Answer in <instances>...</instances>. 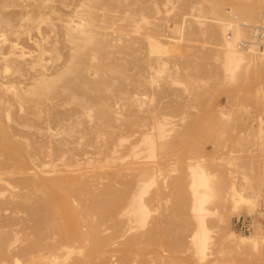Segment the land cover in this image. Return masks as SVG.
I'll list each match as a JSON object with an SVG mask.
<instances>
[{
	"label": "bare ground",
	"instance_id": "bare-ground-1",
	"mask_svg": "<svg viewBox=\"0 0 264 264\" xmlns=\"http://www.w3.org/2000/svg\"><path fill=\"white\" fill-rule=\"evenodd\" d=\"M157 1L0 0V264H109V239L124 238L133 223L145 225L144 199L155 179L133 178L131 33L136 12L149 23L146 14ZM260 1L178 0L175 15L189 20L193 12L200 26L193 34L208 40L204 45L210 43L207 51L224 80L234 84L229 98L236 101L242 92L264 114V51L238 46L250 40L243 24L261 19ZM166 27L153 25L145 33L151 51L169 49ZM257 119L244 136L264 156V119ZM157 126L161 146L165 123ZM156 143L146 135L141 144L153 154ZM201 163L190 166L188 184L193 254L200 263L210 252V264L225 256L260 264L264 225L254 221L249 234H238L213 204L224 200L232 211L255 215L264 190L243 175L215 181ZM122 241L127 259L133 246L128 236Z\"/></svg>",
	"mask_w": 264,
	"mask_h": 264
},
{
	"label": "rangeland",
	"instance_id": "rangeland-1",
	"mask_svg": "<svg viewBox=\"0 0 264 264\" xmlns=\"http://www.w3.org/2000/svg\"><path fill=\"white\" fill-rule=\"evenodd\" d=\"M12 1L19 0H7L8 4ZM157 2L158 7H149L150 11L146 14L149 23L139 19L137 14L139 12H136L131 33L135 51L131 68L132 101L129 106L135 124L132 141L136 148L132 161L135 167L133 174L136 175H133V178L153 177L155 183L144 199L149 209L145 225L139 226L133 223L134 227L125 234L132 243L130 246H133L130 252L126 249L127 259L131 258L124 259L125 250L121 251L124 249L121 243L125 237L109 239L112 246L111 249L109 245L105 248L106 250L109 247L106 255L109 264H210L211 262L208 263L207 260L210 261L214 254L209 252L208 259L200 263L189 244L195 229L190 213L192 203L188 187L190 166L202 162L204 168L215 176L216 179L213 178L215 181L222 179L223 182L228 180L229 183L232 177L240 180L243 179V175L255 185L258 183L257 185L264 190V181H260L261 174L264 173V159H262L264 156H261L259 147L254 145L249 137L247 139L244 136L247 133V125L257 126L259 122L257 118L261 116L264 119L262 116L264 114H259L255 105L245 94L244 97L242 92L240 96L243 97H239L240 100L230 99L232 97L229 95L234 84L224 80L222 70L219 64H216L218 62L207 51L210 43L208 46L204 45L208 40L203 38L204 42H202L201 34H193L200 27L198 22L192 19L193 12H189V20H186L175 15L178 0H168L167 5L162 0ZM261 7L260 1L259 14ZM158 24L167 26L164 40L169 49L162 53L160 49L151 51L145 39L149 27ZM175 25L181 27L179 33L173 31ZM197 52L199 53L196 54ZM189 54L195 57H190ZM197 56L199 59L201 56L199 61L194 60ZM221 112L230 113L229 117L221 116ZM158 122L165 123V135L161 146L158 145ZM146 135L157 142L153 154L141 144ZM233 160L236 166L230 167L227 161L233 162ZM146 168L152 171L144 174ZM226 170L230 172L234 170L236 176L233 173L225 174ZM220 172L222 174L219 175ZM215 183L221 185L222 181ZM219 185L215 184L216 190ZM225 186L223 184L222 187ZM217 194L220 193L217 191ZM126 197L123 196L122 202H126ZM222 201L220 200L219 204L216 201L218 205L215 206L214 203L213 206L218 212L221 211L219 213L224 212L223 214L228 217L230 228L238 234H249L253 229L251 228L248 233L241 232L234 224L238 218H249L251 227L257 220L264 225V195L259 198L255 215H249L244 209L239 212L232 211L227 201L220 206ZM217 206L219 209L216 208ZM228 212L231 216H228ZM213 219L210 221L214 222ZM119 239L121 242L118 241ZM114 246L119 248L116 249ZM213 247L215 246L210 248L211 252L214 251ZM225 258L217 264H258V262L232 260V257L228 256ZM260 264H264V261Z\"/></svg>",
	"mask_w": 264,
	"mask_h": 264
},
{
	"label": "built area",
	"instance_id": "built-area-1",
	"mask_svg": "<svg viewBox=\"0 0 264 264\" xmlns=\"http://www.w3.org/2000/svg\"><path fill=\"white\" fill-rule=\"evenodd\" d=\"M250 34V40L248 42H239V47H256L257 49L264 51V0H262L261 7V19L256 25L243 24ZM234 224L237 228L243 232L248 233L251 230V220L249 218H238Z\"/></svg>",
	"mask_w": 264,
	"mask_h": 264
}]
</instances>
